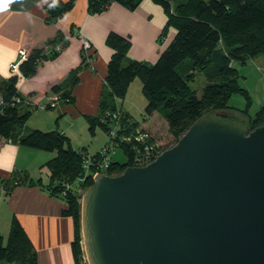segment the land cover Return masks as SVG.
I'll list each match as a JSON object with an SVG mask.
<instances>
[{
  "label": "trees",
  "instance_id": "obj_1",
  "mask_svg": "<svg viewBox=\"0 0 264 264\" xmlns=\"http://www.w3.org/2000/svg\"><path fill=\"white\" fill-rule=\"evenodd\" d=\"M141 0H87L89 13H100L112 2H118L129 10L135 9ZM159 4L166 14L163 30L171 25L175 33L154 62L136 60L127 56L130 47L128 36L110 31L106 44L112 53L107 61L104 85L98 102V112L86 116L90 129L98 123L106 131L114 129L115 136L108 141L120 146L126 155L124 162L110 159L108 167L101 170L113 175L120 173L127 165H134L136 149L143 146L141 140L119 141L123 134H135L138 121L117 107V100L123 98L128 85L134 77H139L141 90L146 98L144 113L157 112L167 123L174 141L202 114L213 115L215 110H225L245 120L248 130L264 124V103L250 115L248 107L250 96L238 82V70L231 61L244 63L246 59L264 53V0H152ZM75 0H46L44 9L49 20H56L72 8ZM68 40L59 36L48 52L36 48L20 61L18 68L22 76L34 73L38 61L55 56L59 43ZM89 54L82 53V64L87 65ZM80 67L74 68L64 84H55L51 93L57 102H73L70 89L78 80ZM195 70H201L205 77L201 95L197 96L188 81L194 77ZM17 74L0 81V136L19 143L47 151L55 155L43 167L47 169V179L28 176L25 171H15L11 178L2 179L1 186L8 193L16 184L39 185L51 195L60 197L65 208L63 214L70 215L74 223L72 254L76 264H85L79 226L81 191L93 182L92 172L101 160L99 151L90 154L84 148H73L70 139L57 129L42 130L31 128L22 132L30 117L33 106L17 89ZM239 92L245 95L246 105L242 108L230 106L229 97ZM29 108H28V107ZM39 108V107H38ZM44 109V108H43ZM229 109V110H228ZM118 114L113 117V112ZM212 111V112H211ZM152 136L145 141L151 142ZM172 143V144H173ZM162 151L166 147H158ZM90 156L94 164L85 168ZM77 183V188L72 185ZM0 261L14 264H37L36 251L25 229L16 216L12 217L7 237L0 235Z\"/></svg>",
  "mask_w": 264,
  "mask_h": 264
},
{
  "label": "water",
  "instance_id": "obj_2",
  "mask_svg": "<svg viewBox=\"0 0 264 264\" xmlns=\"http://www.w3.org/2000/svg\"><path fill=\"white\" fill-rule=\"evenodd\" d=\"M79 201L85 264H264V124L202 114Z\"/></svg>",
  "mask_w": 264,
  "mask_h": 264
},
{
  "label": "crops",
  "instance_id": "obj_3",
  "mask_svg": "<svg viewBox=\"0 0 264 264\" xmlns=\"http://www.w3.org/2000/svg\"><path fill=\"white\" fill-rule=\"evenodd\" d=\"M45 1L14 0L0 12V81L17 74L18 92L37 105L53 95V85L64 84L72 70L80 67L78 80L70 89L73 102H57L54 110L37 114L38 123L34 125L42 130L57 129L69 137V124L60 126V117L84 118L98 112L112 53L105 41L107 34L113 31L128 36L131 42L127 56L152 62L168 44V37L159 35L166 14L152 0H141L133 10L112 2L100 13H89L87 0H75L70 10L52 21L43 7ZM59 36L68 40L55 56L38 61L33 74L22 76L18 67L12 71L10 63L18 60V50L29 53L40 48L48 52L54 44L52 40ZM84 40L93 52L89 66L82 64ZM34 127L24 126L22 132ZM43 151L0 136V235L7 237L11 219L16 216L34 246L37 264H76L71 246L74 223L70 215L62 213L64 201L39 185L16 184L8 193L1 186V180L11 178L15 171H25L34 180H45L41 175L43 164L55 152Z\"/></svg>",
  "mask_w": 264,
  "mask_h": 264
},
{
  "label": "rangeland",
  "instance_id": "obj_4",
  "mask_svg": "<svg viewBox=\"0 0 264 264\" xmlns=\"http://www.w3.org/2000/svg\"><path fill=\"white\" fill-rule=\"evenodd\" d=\"M174 33V27L168 25L164 29V31H161L159 33V35L162 37L167 36L169 43ZM133 59L140 60L137 58ZM154 61L155 60H153L152 62ZM231 63L238 70L239 84L247 90L250 96L248 112L250 113V115H253L257 111L259 106L264 103V53H260L256 56L250 57L246 59L244 63H240L239 61L235 60H232ZM204 83L205 77L201 70H195L194 77L188 81L189 86L195 90L197 96L201 95ZM141 85L142 84L139 77H134L128 85L125 96L116 101L117 107L118 109L120 108V111L128 114L130 120L138 121L139 128L142 131H146L150 136H152L153 139H155L159 144V146L169 147L172 145L174 139L168 131L165 119L162 118L157 112H153V114L151 115H146L144 113L146 98L142 93ZM47 101L48 100L46 99L40 103L38 102V104H46ZM246 101L247 99L245 98L244 94L234 92L230 95L228 104L230 106L242 108L246 105ZM55 108L56 107H45V109L41 110L38 107L33 106V110H31L32 112L30 114V117L26 121L25 126L34 127L35 123H38V121H35V119L37 118V114L46 112L48 110H54ZM212 114L230 115L228 111L224 110H215L212 112ZM231 116L237 115L233 114ZM58 123H60V126L62 127H65L68 123L69 126L67 132L73 146L79 148L84 147V149H86V151L92 155L95 154L109 140L110 135L108 134V131H106L98 123L93 126V129H90L86 117H71L67 120H65L64 117H60ZM141 123L143 124V127L140 126ZM43 152L49 153L54 151L44 150ZM109 157L119 162H124L126 160V155L124 154L123 149L120 146H115V148L111 150ZM41 175L43 176V178H45V180L47 179V169L45 167H43ZM77 183L78 182L75 180V184L72 185V188L76 189ZM82 192L83 191H81V194ZM2 262L6 263V261Z\"/></svg>",
  "mask_w": 264,
  "mask_h": 264
},
{
  "label": "built area",
  "instance_id": "obj_5",
  "mask_svg": "<svg viewBox=\"0 0 264 264\" xmlns=\"http://www.w3.org/2000/svg\"><path fill=\"white\" fill-rule=\"evenodd\" d=\"M82 48L85 52H87V50H89L90 48V43L86 40L83 41V45ZM20 58L25 57L26 55V51L24 49H20L18 51ZM90 61V59H89ZM17 66V62H11L10 63V67L12 70H15ZM57 97L55 94H53L52 96H49V99L47 101L46 104H38L37 106L41 109L45 108V106L47 104H50L51 106L55 104ZM118 114V112H113L112 115L113 117H115ZM108 134L109 139L111 140L112 137L115 136V130L111 129L109 130ZM150 135L146 132V131H142L139 127L135 129V134H123L121 136H119V141L124 142V141H131L133 138L137 139V140H141L143 142V146L142 149L141 147H138L136 149V154L134 156V160H136L137 162L134 165H142L145 164L147 162H149L150 160H152L158 153H160L161 151H159L160 149L159 144L156 142L155 139H153L151 142L145 141V139L147 137H149ZM115 148L114 145V141H107L98 151L100 153L101 160L99 162H97V164L95 165V170L92 172V177L94 176V174H96L97 172H101V170L105 169L106 167H108L109 163H110V152L111 150H113ZM95 161L92 160V158L90 156H87L85 159V163H84V167L90 168V166L92 164H94ZM83 260H84V256H83Z\"/></svg>",
  "mask_w": 264,
  "mask_h": 264
},
{
  "label": "bare ground",
  "instance_id": "obj_6",
  "mask_svg": "<svg viewBox=\"0 0 264 264\" xmlns=\"http://www.w3.org/2000/svg\"><path fill=\"white\" fill-rule=\"evenodd\" d=\"M54 46H55V50H60V49L63 47L62 43H59V44L54 45ZM90 49H91V46H90L89 50H87V52H85V51L83 50V48H82L83 52H84L86 55L89 54V55L91 56V57H88V58H87V61H88L87 65H88V66H89V63H90L89 59L91 60L92 55H93V52L90 51ZM24 50H25V49H24ZM18 51H19V50H18ZM25 51H26V50H25ZM27 55H28V53L26 52L25 57L20 58L19 53H18V56H19V57H18V60L14 61V62H17V66H16V68L18 67L20 61H22L23 59H25V58L27 57ZM10 68H11V67H10ZM12 71H15V70H12Z\"/></svg>",
  "mask_w": 264,
  "mask_h": 264
},
{
  "label": "clouds",
  "instance_id": "obj_7",
  "mask_svg": "<svg viewBox=\"0 0 264 264\" xmlns=\"http://www.w3.org/2000/svg\"><path fill=\"white\" fill-rule=\"evenodd\" d=\"M12 2H14V0H0V12L5 11ZM57 3L58 0H53V4L51 6H55Z\"/></svg>",
  "mask_w": 264,
  "mask_h": 264
},
{
  "label": "flooded vegetation",
  "instance_id": "obj_8",
  "mask_svg": "<svg viewBox=\"0 0 264 264\" xmlns=\"http://www.w3.org/2000/svg\"><path fill=\"white\" fill-rule=\"evenodd\" d=\"M219 115V114H218ZM228 117H230L231 116V114L229 115V114H226ZM226 115H223L224 117L226 116Z\"/></svg>",
  "mask_w": 264,
  "mask_h": 264
}]
</instances>
